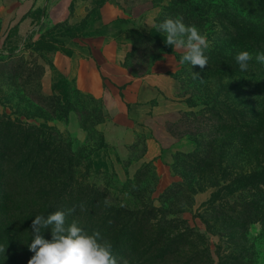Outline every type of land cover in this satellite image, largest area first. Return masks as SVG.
Listing matches in <instances>:
<instances>
[{
  "label": "rangeland",
  "instance_id": "rangeland-1",
  "mask_svg": "<svg viewBox=\"0 0 264 264\" xmlns=\"http://www.w3.org/2000/svg\"><path fill=\"white\" fill-rule=\"evenodd\" d=\"M26 1L0 0V195L11 183L15 215L75 205L66 222L89 232L108 216L114 230L101 234L130 264H264V64L255 60L264 0H65L58 21L50 0ZM87 10L94 19L82 25ZM28 14L36 41L13 49L18 39L3 36ZM177 16L211 42L203 69L180 64L182 52L156 28ZM83 28L119 31L133 76L163 58L168 82L146 85L132 102L123 86L107 85L112 97L80 90L67 63L72 39L60 37ZM239 51L253 56L244 72ZM16 146L34 176L18 169Z\"/></svg>",
  "mask_w": 264,
  "mask_h": 264
},
{
  "label": "clouds",
  "instance_id": "clouds-1",
  "mask_svg": "<svg viewBox=\"0 0 264 264\" xmlns=\"http://www.w3.org/2000/svg\"><path fill=\"white\" fill-rule=\"evenodd\" d=\"M158 31L165 33L166 45L182 52L180 64H190L203 69L208 65V52L211 42L205 34H201L195 25H186L182 16L165 18L156 25ZM235 61L240 71H247L249 61L253 56L248 51H239ZM258 63L264 64V52L255 56ZM198 74L193 73L197 79ZM105 206H110L109 201H104ZM73 206L67 211L57 210L47 216L36 215L31 223V242L29 251L33 253L28 264H130L128 258H118L114 254V245L104 238L99 230L89 232L80 226L76 220L70 224L66 222L67 215L76 212ZM81 209L84 208L80 204ZM45 229H50L51 239L43 235ZM43 230V231H42ZM4 251L0 248V252Z\"/></svg>",
  "mask_w": 264,
  "mask_h": 264
},
{
  "label": "crops",
  "instance_id": "crops-1",
  "mask_svg": "<svg viewBox=\"0 0 264 264\" xmlns=\"http://www.w3.org/2000/svg\"><path fill=\"white\" fill-rule=\"evenodd\" d=\"M28 8L31 3L29 0L26 1ZM93 0H87L88 5L92 3ZM20 4V3H19ZM26 4V3H24ZM82 4L79 6L81 7ZM85 5H83L84 8ZM35 5L32 7V9ZM68 5L65 0H50L47 3V14L48 17L53 21L61 20L62 17L66 15ZM109 3H105L103 7V12L107 11ZM87 10L84 15L79 19V23L86 25V22L94 19L86 17ZM29 13V12H28ZM106 14V13H105ZM78 15V14H77ZM76 15V16H77ZM95 16V15H94ZM70 19V17H69ZM31 17L24 16L19 20V29L13 36L6 33L3 39H18L17 43H12L11 47L13 49L20 48L24 39H31L32 42L36 41L34 32L28 30L31 22ZM74 19H70V22ZM77 17H76V19ZM76 21V22H77ZM103 29H82L75 31L74 35L69 34L61 36V39L71 40V44L68 45L66 42L65 46H68L70 55L67 56V63L70 65L72 76L75 79V84L77 88L82 91H87L95 97H105V95H118L117 91L107 87L113 86H123L122 91L125 93L128 102H132L137 98L139 94L142 95L143 89L146 85L148 87H159L163 88L165 83L168 82L167 73L171 71V67L167 66L166 61L163 58L157 59L151 70L144 74L133 76L131 75L126 66L123 64L124 55L129 49V45L126 44L125 40L121 39L118 35L119 31H102ZM34 36V37H32ZM74 39V40H73ZM170 70V71H169ZM105 81L107 84L105 85ZM110 89V91H109ZM116 90H118L116 88ZM126 100V101H127ZM124 103L117 102L116 113H125L126 107L120 105Z\"/></svg>",
  "mask_w": 264,
  "mask_h": 264
},
{
  "label": "trees",
  "instance_id": "trees-1",
  "mask_svg": "<svg viewBox=\"0 0 264 264\" xmlns=\"http://www.w3.org/2000/svg\"><path fill=\"white\" fill-rule=\"evenodd\" d=\"M11 36V35H10ZM10 41V39L8 40ZM13 43V42H11ZM24 135V134H23ZM20 133V139L23 137ZM0 152H4V150L0 149ZM14 152L19 154L20 162L17 163L18 169L25 172V175L34 176V168L29 167L26 168V161L28 153H25L23 147L16 146L14 148ZM25 158L24 160H22ZM61 166L58 167V171H60ZM42 170V169H41ZM41 170L38 171L41 173ZM11 183L3 185V193L0 195V210L2 215L0 217V248H3L4 251L0 252V264H28V260L32 257L33 253L29 251L28 244L31 242V223L34 218H18L14 213L13 206V198L9 195L8 190L10 189ZM51 209L42 213L47 216L50 213ZM108 216L104 219L103 227L98 230L101 232L105 229L109 233L114 230L112 227H106V221ZM111 229V230H110ZM43 231V230H42ZM43 235L46 239H51V231L45 229ZM117 239L114 238L112 241L115 246H117Z\"/></svg>",
  "mask_w": 264,
  "mask_h": 264
}]
</instances>
